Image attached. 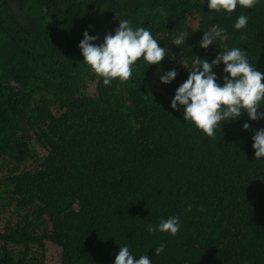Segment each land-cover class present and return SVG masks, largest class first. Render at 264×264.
<instances>
[{
  "label": "trees",
  "instance_id": "1",
  "mask_svg": "<svg viewBox=\"0 0 264 264\" xmlns=\"http://www.w3.org/2000/svg\"><path fill=\"white\" fill-rule=\"evenodd\" d=\"M240 15L248 23L235 30ZM118 19L148 28L169 56L148 67L141 57L128 81L105 86L78 45L86 30L103 43ZM214 25L264 73V0L230 14L207 0H0V214L11 206L21 219L0 230V264H30L45 241L61 248L62 264H114L119 246L152 264H264V158L252 147L264 119L245 112L212 139L170 106L193 56L211 62L223 50L219 40L198 46ZM223 68L213 67L220 84ZM172 69L176 78L161 83ZM172 216L175 236L146 230Z\"/></svg>",
  "mask_w": 264,
  "mask_h": 264
},
{
  "label": "clouds",
  "instance_id": "2",
  "mask_svg": "<svg viewBox=\"0 0 264 264\" xmlns=\"http://www.w3.org/2000/svg\"><path fill=\"white\" fill-rule=\"evenodd\" d=\"M258 0H207L209 11H225L232 13L237 5L246 9L254 7ZM162 15H167L163 8ZM248 17L240 15L233 27L235 30L246 28ZM119 26L114 33H107L103 43H94L98 36H90L84 31L83 39L78 47L84 57L83 63L99 77L103 78L105 86L115 79L128 81L133 75V66L143 57L149 65H159L168 55L165 47L153 38L150 30L145 27L131 26V22L118 19ZM226 29L214 25L204 35L198 46L208 49L214 41L219 40L223 44V50H219L214 59L209 62L207 58L201 59L193 56L190 67H185L189 73L188 78L175 90L171 101V108L179 110L178 105L183 106V120L193 124L198 130H202L209 138L215 139V130L222 128V122L238 120L245 112L252 121L264 119V112L259 111L260 103L264 100V73L250 65L247 52L239 47L229 48ZM244 39V36H241ZM187 38L181 33L173 41V45L180 48L186 43ZM169 56V55H168ZM223 63V83H217L218 77L213 71L214 66ZM159 71V70H158ZM177 76L175 69L160 75V82L171 83ZM248 123L243 124V130H249ZM252 147L255 151L254 159L264 158V128L254 132ZM191 211V205L185 209ZM146 230L149 233H168L175 236L180 230L178 216L161 219L156 226L148 224ZM163 242L155 248V255L164 251ZM114 264H152L148 255H141L136 259L127 246H119Z\"/></svg>",
  "mask_w": 264,
  "mask_h": 264
},
{
  "label": "rangeland",
  "instance_id": "3",
  "mask_svg": "<svg viewBox=\"0 0 264 264\" xmlns=\"http://www.w3.org/2000/svg\"><path fill=\"white\" fill-rule=\"evenodd\" d=\"M187 24L189 27L193 28V29H196L199 27V24H201V22H199V19L197 17H194L192 15H187ZM97 75V74H96ZM162 85V84H161ZM96 93V81L94 82H91L90 84V89H89V94L94 96ZM37 146V149L39 150L40 152V155H41V158L44 157V155L47 154V150L43 149L40 144L36 145ZM29 165L30 166H33V167H37L38 164H34L33 162H29ZM8 167L9 169L11 167L6 166ZM5 172H0V177L3 176ZM3 189H4V186H0V199H1V196L3 194ZM10 220L11 222V225H14L15 223L19 222L21 219L19 217V214L16 213L14 210H13V207L11 208V206H7V209L6 211H4L3 213L0 214V230L3 231L5 226L7 225L6 222ZM50 226V222L48 221V217H47V228H49ZM0 244H2L0 242ZM12 248L14 247L15 248V252L17 254H19V252H21V248H16V246H11ZM24 251V250H23ZM42 254H44V262L43 264H62V260H61V257H62V251H61V248L50 242V241H45V252H42L41 248L39 246H33L32 248V253L29 257V260H30V264H41V256Z\"/></svg>",
  "mask_w": 264,
  "mask_h": 264
}]
</instances>
